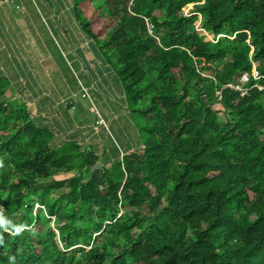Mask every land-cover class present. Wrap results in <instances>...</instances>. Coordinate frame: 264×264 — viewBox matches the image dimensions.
I'll return each instance as SVG.
<instances>
[{
	"label": "trees",
	"instance_id": "1",
	"mask_svg": "<svg viewBox=\"0 0 264 264\" xmlns=\"http://www.w3.org/2000/svg\"><path fill=\"white\" fill-rule=\"evenodd\" d=\"M70 1L128 146L84 148L71 102L68 124L0 70V208L24 225L0 229V264H264V0Z\"/></svg>",
	"mask_w": 264,
	"mask_h": 264
},
{
	"label": "crops",
	"instance_id": "2",
	"mask_svg": "<svg viewBox=\"0 0 264 264\" xmlns=\"http://www.w3.org/2000/svg\"><path fill=\"white\" fill-rule=\"evenodd\" d=\"M9 1L11 0H0V70L12 82H19V78L23 77L19 87L11 95H19L33 105L39 103V107L50 115L56 111L64 120H67L66 102H71L68 113L75 117L76 123H71V120L67 122L72 124L69 129L70 134H73L77 129L76 125H80V116L77 118L76 114L80 115V107L83 106L81 109L85 110L88 106V95L86 90H83L84 95L80 94L79 89L65 80L64 70L73 73V64H79L81 59L86 62L81 55L82 43L94 44L81 34L80 27L71 14L72 1L54 0L53 6L49 0H42L41 9L31 3L35 16L47 21L46 28L33 17L28 21L23 18L26 15V12H21L24 8L23 0H14L13 4ZM17 10L21 13L16 12ZM44 19L42 21L45 22ZM47 31H53L52 34L49 33V37L51 35L56 39L54 50L48 45ZM57 40L61 41L60 45ZM63 49L67 50L66 54ZM60 58L64 65H61ZM89 61L94 67V63L90 59Z\"/></svg>",
	"mask_w": 264,
	"mask_h": 264
},
{
	"label": "rangeland",
	"instance_id": "3",
	"mask_svg": "<svg viewBox=\"0 0 264 264\" xmlns=\"http://www.w3.org/2000/svg\"><path fill=\"white\" fill-rule=\"evenodd\" d=\"M54 6L55 1L49 0ZM93 6L96 7L100 16H106V9L102 3V0H91ZM13 4L14 0L9 1ZM38 5L41 9L42 0H23L22 6L24 7L21 12H26L23 18L28 21L30 17L35 20H39V23L46 28L48 26L47 21L42 17L35 16L33 6ZM15 7L16 5H11ZM193 5H187L183 13L189 15ZM16 12L21 13L20 10ZM42 19L45 20L42 21ZM200 20L196 23L200 34L205 35L207 40H213L214 34L206 32L201 28ZM53 31H47L48 34V45L51 50H54V36L49 37V33ZM82 41V39H81ZM83 42V41H82ZM57 44L60 45L61 41L57 40ZM93 44V42H92ZM66 54L67 50L63 49ZM89 52V53H88ZM57 53V52H56ZM81 55L85 57L86 62L82 61L79 64H73L71 67L73 73L64 70L65 80H68L75 88L80 90V94L83 90H86L88 95L87 103L88 106L85 110L84 107H80V115L76 114V117L80 116V125H76L77 129L73 131V134L81 137L84 148H89L92 144L97 149L98 154H102L105 147H111L112 144H120L122 147H127L129 141V132L124 129V124L128 120L127 109L124 105L126 103L123 88L120 80L116 77L114 70V63L107 59L108 54L103 52L95 45L81 44ZM89 59L94 63V67L90 65ZM61 65H64V61L60 58ZM82 64V65H80ZM113 65V66H112ZM108 71V72H107ZM151 78H154L155 72L151 69L148 70ZM90 106V107H89ZM82 108V109H81ZM87 114V115H86ZM101 117H100V116ZM104 124V125H102ZM100 163L96 165L99 166ZM69 175V174H68ZM66 176L60 174L56 177Z\"/></svg>",
	"mask_w": 264,
	"mask_h": 264
},
{
	"label": "clouds",
	"instance_id": "4",
	"mask_svg": "<svg viewBox=\"0 0 264 264\" xmlns=\"http://www.w3.org/2000/svg\"><path fill=\"white\" fill-rule=\"evenodd\" d=\"M24 225H16L12 220L4 215L3 209L0 208V229L4 231H11L14 235H18L23 230ZM0 244H3V239L0 237ZM10 264H14V257L9 258Z\"/></svg>",
	"mask_w": 264,
	"mask_h": 264
},
{
	"label": "built area",
	"instance_id": "5",
	"mask_svg": "<svg viewBox=\"0 0 264 264\" xmlns=\"http://www.w3.org/2000/svg\"><path fill=\"white\" fill-rule=\"evenodd\" d=\"M12 1V0H11ZM192 14H194V13H190L189 15H186V16H191ZM185 15V14H184ZM147 20V19H146ZM147 26H148V32L150 33V34H153V24L152 23H150L148 20H147ZM253 76H254V78L255 79H263L264 78V76H262V75H260L259 74V72L256 70V68H254V70H253ZM256 86H258V88L259 89H264V86H260V85H256ZM219 99H221V97H219ZM43 207V206H42Z\"/></svg>",
	"mask_w": 264,
	"mask_h": 264
},
{
	"label": "water",
	"instance_id": "6",
	"mask_svg": "<svg viewBox=\"0 0 264 264\" xmlns=\"http://www.w3.org/2000/svg\"><path fill=\"white\" fill-rule=\"evenodd\" d=\"M58 232V231H57Z\"/></svg>",
	"mask_w": 264,
	"mask_h": 264
}]
</instances>
